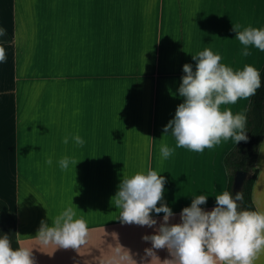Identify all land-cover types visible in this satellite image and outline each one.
<instances>
[{
  "label": "crops",
  "instance_id": "0c3cea01",
  "mask_svg": "<svg viewBox=\"0 0 264 264\" xmlns=\"http://www.w3.org/2000/svg\"><path fill=\"white\" fill-rule=\"evenodd\" d=\"M35 1L12 0L9 15L0 13L10 36L0 43V200L15 215L17 247L32 251L34 264H170L167 248L146 257L152 245L143 239L163 213H153V228L125 224L111 200L124 175L152 169L165 177L170 224L195 195L209 196L205 210L215 206L236 143L193 152L163 128L183 102L177 89L192 55L209 48L234 70L261 71L264 52L249 46L242 56L233 28L264 27V0ZM250 99L221 109L245 116ZM162 143L174 149L167 159ZM65 156L76 167L61 169ZM256 166L252 200L264 213V138ZM69 205L86 222L85 244L42 245L41 221L51 225ZM251 264H264V248Z\"/></svg>",
  "mask_w": 264,
  "mask_h": 264
},
{
  "label": "clouds",
  "instance_id": "9594fccd",
  "mask_svg": "<svg viewBox=\"0 0 264 264\" xmlns=\"http://www.w3.org/2000/svg\"><path fill=\"white\" fill-rule=\"evenodd\" d=\"M233 31L234 39L242 45V56L250 55L249 46L264 52V27L248 26L241 30L237 25ZM3 34L4 30L0 29V36ZM4 59V50L0 48V62ZM221 59L218 53L205 48L192 55L194 66L183 65L184 75L177 89L183 102L163 128V137L171 135L176 148L203 152L222 140L232 139L236 144L246 140L245 116L233 114L229 108L222 110L221 106L256 95L261 88V73L248 64L234 70L221 63ZM72 139L78 145L83 144L78 135ZM62 142L67 144L68 137ZM173 151L167 144L160 145L162 159H167ZM58 164L61 169H67L70 164L76 167L78 163L65 156ZM165 182V177L152 169L124 175L111 200L119 210L120 221L125 224L153 228L157 225L153 213H163L155 234L143 237L152 245L145 249L146 257H151L154 249L167 248L170 264H251L254 254L264 248V213L240 209V192L234 196L229 191L215 195V206L210 211L201 207L209 196L195 195L190 206L181 210L180 222L170 224L174 213L163 202ZM88 231L86 222L76 218L69 205L51 225L41 221L35 238L45 246L76 250L85 244ZM0 264H34L32 251L11 247L8 235L0 234Z\"/></svg>",
  "mask_w": 264,
  "mask_h": 264
},
{
  "label": "trees",
  "instance_id": "16d2710c",
  "mask_svg": "<svg viewBox=\"0 0 264 264\" xmlns=\"http://www.w3.org/2000/svg\"><path fill=\"white\" fill-rule=\"evenodd\" d=\"M0 29L3 28L0 26ZM9 40L10 36L4 30V34L0 36V43L8 42ZM260 73L261 88L257 90L256 95L251 97L245 114L246 119L243 131L247 138L236 144L224 158V166L229 174V183L226 191L232 192L234 196L233 180L235 173L240 170L248 173L249 176L240 191L242 200L238 203L240 209L256 212L258 211L252 200V192L259 172L256 166L259 148L264 138V65ZM0 216L10 219L14 247L18 248L15 242V215L9 212L8 206L1 200Z\"/></svg>",
  "mask_w": 264,
  "mask_h": 264
},
{
  "label": "rangeland",
  "instance_id": "374dc122",
  "mask_svg": "<svg viewBox=\"0 0 264 264\" xmlns=\"http://www.w3.org/2000/svg\"><path fill=\"white\" fill-rule=\"evenodd\" d=\"M11 1L12 0H0V13H2V15L5 14L6 17L11 12V8H12ZM38 4L39 2H37V0L33 3L34 6ZM11 225L12 223L8 217L0 216V234H7L10 240L11 247L15 248L14 240L12 238Z\"/></svg>",
  "mask_w": 264,
  "mask_h": 264
},
{
  "label": "water",
  "instance_id": "95a60500",
  "mask_svg": "<svg viewBox=\"0 0 264 264\" xmlns=\"http://www.w3.org/2000/svg\"><path fill=\"white\" fill-rule=\"evenodd\" d=\"M248 173L244 171H237L234 175L233 180V193L236 194L237 192H240L245 180L248 178Z\"/></svg>",
  "mask_w": 264,
  "mask_h": 264
}]
</instances>
